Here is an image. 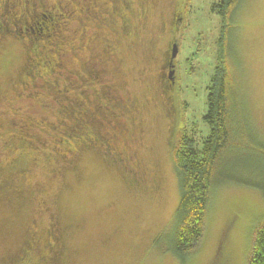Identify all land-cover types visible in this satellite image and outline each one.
I'll return each instance as SVG.
<instances>
[{
	"label": "rangeland",
	"instance_id": "rangeland-1",
	"mask_svg": "<svg viewBox=\"0 0 264 264\" xmlns=\"http://www.w3.org/2000/svg\"><path fill=\"white\" fill-rule=\"evenodd\" d=\"M133 4L129 34L118 29L110 36L117 43L119 65V72L111 69V77L125 98L138 104L133 132L139 135L127 139L128 152L139 165L138 185H129L122 173L93 155L106 151L101 146L99 152L84 151L76 171L60 177L52 169L57 167L55 156L4 145L0 132V175L28 167L15 182L25 190L26 201L10 194L0 197V264H7L6 256L18 250L32 220L37 239L47 235L50 211L62 230L63 257L58 264H246L252 230L264 219V196L234 183L221 184L212 193L203 236L185 261L166 252V247L173 237L180 195L173 153L176 132L185 126L199 146L209 134L203 115L220 54L239 87L255 148L250 153L252 163L237 164L233 159V166L226 164L225 170L264 180V172L258 170V166L264 170V0H241L230 20L218 13L219 0H134ZM48 9L27 15L31 37V31L36 34L46 23ZM75 26L71 22L68 33ZM43 37L36 41L44 42ZM172 42L177 43L178 53L169 83L163 64ZM2 43L0 88L9 97L25 48L14 38ZM44 45L49 50L48 41ZM72 66L65 70L76 73L80 63ZM58 74L57 85H64L66 77ZM6 98L0 108L8 106ZM34 114L51 121L62 119L56 106H35ZM75 141L70 140L69 146L74 147ZM14 158L17 168L9 164ZM41 252L42 248L34 250L17 264H42Z\"/></svg>",
	"mask_w": 264,
	"mask_h": 264
},
{
	"label": "flooded vegetation",
	"instance_id": "flooded-vegetation-1",
	"mask_svg": "<svg viewBox=\"0 0 264 264\" xmlns=\"http://www.w3.org/2000/svg\"><path fill=\"white\" fill-rule=\"evenodd\" d=\"M6 1L0 0V25L3 24L5 19H7V22L8 19L13 20L17 17L20 19L18 23L13 21L15 25L11 29H3L0 26V44H3V40L9 38H14L19 42L18 37L21 39L25 37L27 43L21 42L25 48L24 60L18 69L15 81L10 85L9 97L2 93V88H0V104L6 97L8 102L6 108H0V132L3 136V144L9 146L19 145L21 146L19 147L21 152L25 148H30V150L38 153L46 152L48 154L49 152L52 156H56L55 153L60 150L59 156L61 158L57 159L59 164L69 161L73 163L72 165H75L76 160L73 159L77 157L74 156V148H77V146L84 145L92 151L98 149L97 152L100 150L101 145H97L92 140L93 133L96 134L94 130L96 125L97 129L105 135L102 138L105 140L103 148L109 151L107 157L102 156L103 159L113 157L114 160H118L126 172L130 173L129 176L132 181L135 182L138 177L139 165L136 164L133 155L128 152L127 139L129 140L132 135H139V132H133L135 123L133 114L138 110V104L125 98L123 91L117 84H114L111 77V69L114 68L119 72L118 67L113 63L117 52L116 42L113 46L111 43L106 44L105 47L101 45L106 40V35L111 36L118 29L126 35L129 34V22L135 6L133 4L134 0H83L84 8L80 7L75 0H46L51 10H68L70 12H67V16L71 17V22L76 23V28H72L70 31L71 39L83 40L79 46L73 43V45L69 44V51L63 57L65 64L61 68L62 70L51 68L53 64L48 66L43 63V55L47 57L49 54L54 62L58 60V56L55 55L57 52L51 49L45 50V45L37 43L36 36L32 39L33 37H31L26 27L27 15H32L36 11L37 3L41 0H14L11 7ZM109 14H114L113 17L115 18L114 22L110 24L109 22L106 23L105 18H102L106 15L109 16ZM173 14L176 21L178 19L177 14L176 12ZM106 25H108L107 29ZM92 29L93 32H91ZM97 34H101L103 39L96 37ZM79 55L83 56L84 59H81ZM72 56L76 59H72ZM169 57L170 52L168 60L163 64L167 71H170ZM31 60L36 61L37 64L33 66V69H30ZM75 62L80 63L76 73L73 71L74 69L65 70L67 67H73L72 65L76 64ZM86 63H90V65H86ZM64 71L69 73L64 75ZM59 72L66 77V81L68 79L70 88L64 90L66 86L57 85L56 79L58 77L54 76H58ZM166 74L167 72L164 76H167ZM172 77L174 78V74ZM76 81H83L81 87L75 84ZM170 81L169 83H173V80L170 79ZM165 92L164 89V94ZM22 103L25 104L22 105ZM35 106H42L43 109H51L56 106V109L62 115V119L51 121L46 116H36L34 114ZM4 118L5 120L2 121ZM62 126L66 127V130L69 128L70 131H72L71 128H86V134L80 139H75V146L71 148L69 147L70 141L69 143L66 141L72 138L70 132H65L67 138L63 136L61 138L62 142L58 139L60 133H64ZM87 133L91 136L89 137ZM63 149L65 150L64 154L61 153V151H64ZM49 156L51 155H47V159L52 161ZM77 156L79 157V155ZM16 162V158H14L9 164L14 165ZM29 164L32 165L33 161ZM27 168L17 169L16 172L11 174L0 175V188L4 185L12 188L16 179L28 171ZM2 169L0 165V172ZM52 169L60 177L63 176L61 173L63 170L58 166ZM22 192L25 194V190H22ZM48 220L50 221L48 232H54L56 236L50 233L46 235L47 237H41V239L48 242L53 238V243L63 247L59 241V234L62 235L59 222L53 218L51 212ZM34 224L35 219L32 220L29 230L34 229ZM50 248L53 249L54 245H50Z\"/></svg>",
	"mask_w": 264,
	"mask_h": 264
},
{
	"label": "trees",
	"instance_id": "trees-1",
	"mask_svg": "<svg viewBox=\"0 0 264 264\" xmlns=\"http://www.w3.org/2000/svg\"><path fill=\"white\" fill-rule=\"evenodd\" d=\"M75 1L80 5V7L84 8L85 5L83 0ZM240 1L241 0H219V4H217L219 7L218 13L226 18H229L230 20ZM6 2L9 4V7H11L14 3V0H7ZM37 4L38 5L36 6V9L49 7L46 0H41V2H38ZM48 10L50 13L47 17L48 19L43 21V23H46L43 25V27H39L36 34L33 32L32 39H34L35 36L46 37H43V39L45 38V40L48 41L50 45L48 47L49 50L51 49L57 52L55 55H57L59 59L54 62L52 61L51 56L48 54L47 57L43 55L44 60L42 61L48 66L53 64L51 68L58 70V67L65 64L63 57H65V53H68L69 51V44L73 43L74 45L79 46L83 40H74V38L71 39V33L70 31L69 33L67 31L69 24L71 23V17L67 16V12L70 13L68 10H51L50 7ZM32 16L33 15L30 17ZM113 16L114 14H109V16L106 15L102 18H105L106 23L109 22L110 24L111 22H114L113 20L115 18ZM19 19V17L13 18V20L8 19V22L7 19H5L4 21L7 23L3 21V24L0 26L3 29H11L15 25L13 21L18 23ZM28 32L30 31L28 30ZM92 36L94 37V35ZM97 36L103 39L101 34H97L96 37ZM47 37H50L51 41ZM22 39L24 40L26 38L24 37ZM22 39L18 37V40L21 42L23 41ZM105 39L106 40H104V43L101 44L102 47H105L106 44L110 43L112 46L114 45L115 40L111 39L110 36H107ZM45 42L46 41L39 44L44 45ZM80 57L81 59H84L83 56ZM116 57L117 52L114 56L113 63L118 67L119 65L116 63ZM219 57V64L215 71L214 77L212 78L211 87L208 89L207 93V110L203 115L210 127L209 134L203 139L200 146L195 145L194 137L189 136L186 132L185 126L182 125L176 132V140L173 147L174 168L177 175L180 195L175 211V229L172 240L166 247V252H170L173 256L181 259L182 261L186 260L203 236L211 195L219 185L224 183L243 185L259 190L264 196V180L257 181L241 176H235L228 169L225 170L226 164L233 166V159L237 164L252 163L253 155H250V153H252L255 148H253V139L251 138V134H253L251 129L253 128L247 118L245 104L242 101L239 87L233 75L229 71L228 64L226 63L223 54H220ZM36 65V61L31 60L30 69H33V66ZM86 65H90V63H86ZM63 74L66 75L65 71ZM82 82L76 81L75 84L78 87H81ZM162 84L166 91L167 84L164 83V81ZM63 86H66L64 90L69 87L68 79ZM64 126L61 127L64 133H60L58 138L60 142H62L61 138L63 136L64 138H67V134L65 132H70L72 134H70V136L74 138L66 140L68 143L70 140L75 141V139H80L84 136L83 134H85L86 128H71L72 131H70L69 128L66 130V127L64 128ZM95 127L97 129L96 125ZM104 136L105 135L102 134L101 131L99 132L97 129L96 134L93 133L92 140L95 141L97 145H101L103 148V143L105 140L102 138ZM74 150V156L77 157L76 159H73L76 160L75 165H72L73 163L69 161L59 164L57 159L59 157L61 158V156H59L60 150L55 153V160L57 161L56 165L63 170V172H61L63 175L66 172L76 171L75 168L78 162L82 159L81 153L84 151L93 152L89 149V147L84 145L77 146V148H74ZM62 152L64 154L65 150ZM108 152V150L104 151L103 154H96L93 152V155H95V157L101 156L103 159V157L108 155ZM77 155H79V157ZM102 162L104 165L113 167L122 173L125 181L129 185H138L137 180L135 182L132 181L129 176L130 173L126 172L124 167H122L123 165L118 160H114L113 157H110L103 159ZM17 164L18 162L15 163L16 168ZM258 170H262L264 172V170L259 168V166ZM57 171L59 172L58 169ZM73 174L75 175L77 173ZM22 190L23 189H21V187H19L16 183L13 184L12 188L4 185L0 188V197L3 199L5 198L4 195L10 194L15 197L22 198L20 201L25 202L26 196ZM51 215H53V218L57 221L55 214L51 212ZM50 233L56 236V233L54 232H48L47 234ZM23 238L25 239L19 243L18 250L6 256L5 263H23L26 256L30 254V252L38 250L39 248H42V252L39 256L41 259H43L42 264H58L60 259L63 257V247H59L58 244L53 243V238L46 242L38 235L37 239V235L34 234L32 229L29 230V227L25 230ZM59 241L63 245L61 234H59ZM50 245H54V248L51 249ZM218 257H220V251L216 255V258ZM246 264H264V219L252 230L251 247Z\"/></svg>",
	"mask_w": 264,
	"mask_h": 264
},
{
	"label": "water",
	"instance_id": "water-1",
	"mask_svg": "<svg viewBox=\"0 0 264 264\" xmlns=\"http://www.w3.org/2000/svg\"><path fill=\"white\" fill-rule=\"evenodd\" d=\"M178 53V45L176 42L172 43L171 45V49H170V57H169V68H170V71H169V79L173 80V72H174V64H173V60L174 58L176 57Z\"/></svg>",
	"mask_w": 264,
	"mask_h": 264
}]
</instances>
